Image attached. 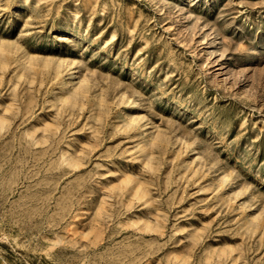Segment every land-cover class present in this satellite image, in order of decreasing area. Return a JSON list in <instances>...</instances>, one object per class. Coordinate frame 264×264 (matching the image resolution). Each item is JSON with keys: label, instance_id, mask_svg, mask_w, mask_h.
<instances>
[{"label": "rangeland", "instance_id": "1", "mask_svg": "<svg viewBox=\"0 0 264 264\" xmlns=\"http://www.w3.org/2000/svg\"><path fill=\"white\" fill-rule=\"evenodd\" d=\"M0 264H264V0H0Z\"/></svg>", "mask_w": 264, "mask_h": 264}, {"label": "bare ground", "instance_id": "2", "mask_svg": "<svg viewBox=\"0 0 264 264\" xmlns=\"http://www.w3.org/2000/svg\"><path fill=\"white\" fill-rule=\"evenodd\" d=\"M71 78H73V75H72V77H71ZM67 80H68V81H71V80H70V78H68ZM3 239H5V238H3Z\"/></svg>", "mask_w": 264, "mask_h": 264}]
</instances>
